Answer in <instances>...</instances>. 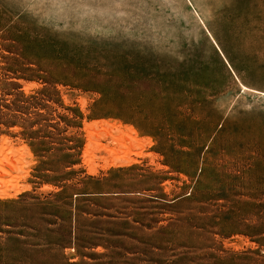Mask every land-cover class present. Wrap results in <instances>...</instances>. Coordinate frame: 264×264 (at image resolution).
Here are the masks:
<instances>
[{
	"label": "rangeland",
	"instance_id": "374dc122",
	"mask_svg": "<svg viewBox=\"0 0 264 264\" xmlns=\"http://www.w3.org/2000/svg\"><path fill=\"white\" fill-rule=\"evenodd\" d=\"M0 264H264V0H0Z\"/></svg>",
	"mask_w": 264,
	"mask_h": 264
}]
</instances>
